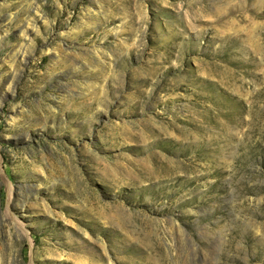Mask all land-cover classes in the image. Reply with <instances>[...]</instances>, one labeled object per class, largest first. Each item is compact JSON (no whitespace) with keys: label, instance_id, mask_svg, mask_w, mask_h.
I'll use <instances>...</instances> for the list:
<instances>
[{"label":"rangeland","instance_id":"1","mask_svg":"<svg viewBox=\"0 0 264 264\" xmlns=\"http://www.w3.org/2000/svg\"><path fill=\"white\" fill-rule=\"evenodd\" d=\"M0 264H264V0H0Z\"/></svg>","mask_w":264,"mask_h":264}]
</instances>
